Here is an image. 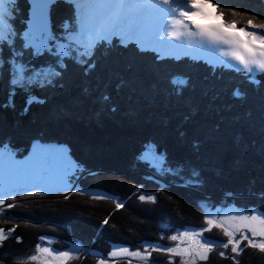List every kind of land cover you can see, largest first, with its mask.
I'll use <instances>...</instances> for the list:
<instances>
[{"label": "trees", "instance_id": "obj_1", "mask_svg": "<svg viewBox=\"0 0 264 264\" xmlns=\"http://www.w3.org/2000/svg\"><path fill=\"white\" fill-rule=\"evenodd\" d=\"M218 3L223 20L236 21L237 29L253 17L264 22V0ZM76 8L72 0L49 5V35L42 54L33 55L24 46L33 3L7 4L14 35L11 45L0 44V146L19 158L34 143L65 146L77 170L68 188L25 195L0 212V228L15 227L0 244V264H34L26 258L50 240L60 251L81 246L79 259L68 264H97L111 244L166 246L172 243L168 229H205L210 208L264 212V76L253 81L243 72L163 57L117 38L83 55L69 39ZM15 64L26 67V77L57 75L21 89L11 83ZM176 81L185 83L181 88ZM28 97L40 102L26 108ZM147 148L164 158L163 173L145 161ZM141 195L155 199L141 201ZM203 234L216 243L228 239L221 229ZM246 245L236 257L240 264H264V253ZM216 250L197 264H233L234 253ZM168 257L155 253L151 261L169 264Z\"/></svg>", "mask_w": 264, "mask_h": 264}, {"label": "snow or ice", "instance_id": "obj_2", "mask_svg": "<svg viewBox=\"0 0 264 264\" xmlns=\"http://www.w3.org/2000/svg\"><path fill=\"white\" fill-rule=\"evenodd\" d=\"M51 0H34L37 5L36 13L43 15L44 8ZM77 5L76 11L79 20L77 36L85 53L94 49L101 41H109L110 37L119 36L121 42L129 40L135 42L141 50L158 51L163 47L170 51H180L185 54L191 52L210 53L218 59L209 61L214 66H223L236 72H243L249 79L255 80L257 75L264 76V22L255 23V17L248 19L245 27L236 28V21L226 22L223 20L224 13L218 12L220 5L214 0H72ZM12 3V0H0V44L13 43V30L7 23V12L3 6ZM233 16L244 15L232 12ZM217 20L218 23H201L200 21ZM260 31H255V30ZM25 47L34 49L33 55L42 54L46 33L40 31L33 37L25 34ZM175 42V43H171ZM71 47V45H69ZM61 52L60 55H64ZM27 69L23 64H15L12 69V81L14 87L23 89L26 85L40 81L45 82L56 73L36 72L33 77H26ZM177 87H183V81L174 82ZM239 96L237 91L234 93ZM35 97H28L25 102L26 108L32 103H39ZM149 155L155 156L153 149L147 150ZM147 159V157H145ZM9 179L6 184L0 185V206L5 205V200L13 197L15 189L21 187L17 180L14 160L9 154ZM25 195L31 192L25 190ZM103 199L104 197H96ZM141 201H153L151 195H141ZM8 208L13 205L8 204ZM117 209L123 207L119 202L115 203ZM3 209H0L2 212ZM208 225L207 229L200 231L178 232L167 237L176 241L174 246L146 245L143 251H132L127 247L114 248L108 253V259L101 258L97 264H120L117 258H137L143 264H150L152 252L160 251L169 256V264H174L172 257L179 256V264H197L198 261H207L215 247L228 249L235 255L230 257L233 264H240L236 257L241 255L242 240H247L246 247L258 249L264 253V212L252 210L232 215H221L219 219L211 215L204 218ZM104 224L108 220L103 221ZM212 227L222 229L223 235L228 237L227 242L219 245L203 238V231H210ZM15 227L10 229L0 228V244L11 236ZM246 230V231H245ZM236 233H240L236 239ZM247 233H251L249 236ZM162 239L164 237H161ZM259 238V239H257ZM19 238H17L18 240ZM42 242L45 237L40 238ZM49 245L51 242H48ZM74 250L60 251L43 243L35 246V251L29 255L27 261L34 264H68L69 261L79 259L73 254ZM221 257L226 253L219 252ZM128 264H132L131 260Z\"/></svg>", "mask_w": 264, "mask_h": 264}, {"label": "rangeland", "instance_id": "obj_3", "mask_svg": "<svg viewBox=\"0 0 264 264\" xmlns=\"http://www.w3.org/2000/svg\"><path fill=\"white\" fill-rule=\"evenodd\" d=\"M55 0H51V2L44 8L43 15L35 14L37 5L34 3V0H31L33 3V12H32V17L31 21L29 23V28H28V33L29 35L36 37L39 35L40 31H43L46 33V37L49 35V22H48V17H47V11L49 5ZM5 10L7 9V5L3 6ZM209 23H218L219 21L217 20H211L207 21ZM79 31V21H78V27L76 29V32L69 37L70 40L75 41L77 44L81 45V42L79 41V38L77 36V33ZM257 31V30H255ZM45 43V42H44ZM175 43V42H171ZM156 47L155 45L149 46V49ZM161 56H172L175 58L178 57H189L194 60H201L205 62H209L213 59H218V56H213L210 53H199V52H191L188 54H185L184 52L180 51H170L166 48H159L157 51ZM251 80V79H250ZM149 149L153 148H147L144 154V159L146 162H148L151 166L155 168V170L159 173H163L165 170L164 167V158L162 155L156 152L155 149H153L156 153L155 156L149 155L148 151ZM9 154L12 156L14 160V167L16 169V176L17 180L20 183L21 187H18L15 189V195L11 198H8L5 200V205L0 206V209L7 208L8 204L13 205V207L17 204L18 201H20L21 197H25V190L28 192H31L32 194H37L41 192H53V191H60L64 190L69 187L71 178L73 175H75L77 167L74 164V161L69 155V150L65 146L61 145H52V144H43V143H34L32 144L29 152L22 158H19L16 156L15 150L10 148L8 145H2L0 146V185L6 184L9 179ZM27 196V195H26ZM209 210V215L215 217L216 219H219L221 215H232V214H238V213H243V212H251V211H246L243 209H238L233 206L225 207V208H213V209H208ZM206 227L205 229H207ZM220 229L217 227H212L210 231H203L205 232H212L213 229ZM185 230L188 231H200L201 229H192V228H186V229H168V237L177 234L178 232H183ZM222 231V229H221ZM246 231V230H245ZM223 232V231H222ZM203 238H204V234ZM249 236H251V233H247ZM240 233H236V239H239ZM165 238V237H164ZM259 239V238H257ZM211 241V240H209ZM51 242V240L49 241ZM216 245H219V243H216L214 241H211ZM247 242V240H242L240 247L242 243ZM177 242L172 241L171 244H166L161 245L159 242H145L143 243L142 246H139L138 248L132 249L131 247L127 245H121V244H111L110 245V251H112L114 248H119V247H127L132 251L140 250L143 251L146 245H153V246H174ZM45 246H51V243H47ZM219 246L215 247L212 252H216L217 248ZM53 248V247H52ZM141 248V249H140ZM223 248V247H221ZM64 250H74L73 254L80 256V254L83 252V249H81V246L78 244H70L69 247L64 248ZM62 250V251H64ZM227 252H231V245H229L228 249H225ZM108 252V253H109ZM155 253H158L160 255H166L164 252L160 251H155L152 252L151 256ZM232 253V252H231ZM211 254V253H210ZM104 258L108 259V255L106 257H99V259ZM117 259H135L139 260L137 258H130V257H125V258H117ZM169 260L168 258H165ZM173 262L175 261H180L179 256H175L171 258ZM139 262H142L139 260ZM203 262V261H198ZM197 262V263H198ZM150 264H153L151 261L150 257Z\"/></svg>", "mask_w": 264, "mask_h": 264}, {"label": "water", "instance_id": "obj_4", "mask_svg": "<svg viewBox=\"0 0 264 264\" xmlns=\"http://www.w3.org/2000/svg\"><path fill=\"white\" fill-rule=\"evenodd\" d=\"M101 196V195H100ZM209 215V211L206 213V216Z\"/></svg>", "mask_w": 264, "mask_h": 264}]
</instances>
